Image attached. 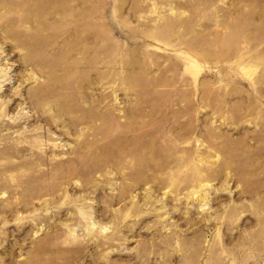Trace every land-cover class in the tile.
<instances>
[{
    "label": "rangeland",
    "instance_id": "1",
    "mask_svg": "<svg viewBox=\"0 0 264 264\" xmlns=\"http://www.w3.org/2000/svg\"><path fill=\"white\" fill-rule=\"evenodd\" d=\"M0 264H264V0H0Z\"/></svg>",
    "mask_w": 264,
    "mask_h": 264
}]
</instances>
